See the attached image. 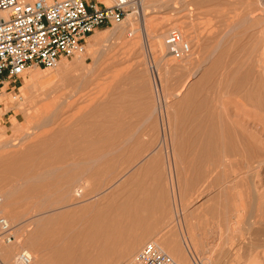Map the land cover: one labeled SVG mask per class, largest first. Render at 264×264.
<instances>
[{"label":"rangeland","instance_id":"1","mask_svg":"<svg viewBox=\"0 0 264 264\" xmlns=\"http://www.w3.org/2000/svg\"><path fill=\"white\" fill-rule=\"evenodd\" d=\"M263 3L144 0L154 52L133 17V36L101 27L83 55L0 87V192L17 237L0 239V264H20L22 248L34 264H57L76 226L88 232L108 215L109 257L90 248L95 262L74 264H134L150 241L168 253L172 243L188 264H264V143L258 158L249 142L264 138L251 130L264 127ZM173 28L189 57L167 54ZM71 103L78 113L64 128Z\"/></svg>","mask_w":264,"mask_h":264},{"label":"built area","instance_id":"2","mask_svg":"<svg viewBox=\"0 0 264 264\" xmlns=\"http://www.w3.org/2000/svg\"><path fill=\"white\" fill-rule=\"evenodd\" d=\"M61 8L65 10L66 15L68 13L74 15L62 22L52 21L50 16ZM9 11H11V19L0 18V28L9 25L19 26L23 20H28L32 23L33 30L25 33L23 37L13 34L10 41H0L1 89L6 85L15 84L29 68L53 69L65 58L83 55L87 49L88 37L101 27L126 25L130 27L128 35L133 36L132 18L137 20L141 17L143 0H71V2L50 0L49 6L46 7H39L37 0H0V15L7 18ZM36 17L39 18L35 21ZM39 34H46V40L42 42L44 46L35 55L28 50L26 56L15 58L5 50L8 44L13 47L19 45L21 39L32 43L30 37ZM165 44L167 54L176 59L187 58L192 53L191 42L179 28H173L168 32ZM155 67L153 63L150 64L153 73ZM3 203L4 197L0 192V239L6 244H14L17 237L13 224L4 214ZM17 260L20 264H34L32 253L26 248L19 251ZM196 263L198 264V261ZM134 264L180 263L157 242L150 241L137 252Z\"/></svg>","mask_w":264,"mask_h":264},{"label":"bare ground","instance_id":"3","mask_svg":"<svg viewBox=\"0 0 264 264\" xmlns=\"http://www.w3.org/2000/svg\"><path fill=\"white\" fill-rule=\"evenodd\" d=\"M261 1H263V0H261ZM143 3H144V0H143ZM264 4V3H263ZM141 18H143V27H144V39L146 40L145 42L147 43V46L149 47V49H150V51H152V52H154L155 51V49H154V46H153V43L151 42V40H150V38L152 39V38H154L153 36H152V34H151V32H153L152 30H151V27L149 26V22H150V20H148L147 18H146V11H145V7H144V5H143V12H141ZM142 20V19H141ZM154 23V22H153ZM155 25V24H154ZM142 27V26H141ZM154 34V33H153ZM98 38V39H97ZM96 38V40H95V42L93 41V43H95V45L96 44H98L99 43V41H100V38H99V36ZM139 38V37H138ZM136 41V40H135ZM156 44H158V46L159 47H161V45H163V37L161 36V35H158V36H156ZM81 60H84V59H81ZM81 60L79 61V60H76V64L78 65V66H82V67H85V61H82L81 62ZM260 61V60H259ZM257 62V61H256ZM59 64V63H58ZM262 64V63H261ZM264 64V63H263ZM260 65V64H259ZM58 66V65H57ZM56 66V67H57ZM68 67V66H67ZM260 69H262V65H261V68ZM66 70V69H65ZM258 71V70H257ZM261 71V70H260ZM154 77H155V80L157 79V81H158V85H159V77L157 76V74H156V68H155V71H154ZM259 78V77H258ZM38 78L36 77L35 79H34V84L32 85L33 87H36L37 85H39L38 83V80H37ZM261 80V79H260ZM259 83H261V82H259ZM264 84V83H263ZM31 87V86H30ZM70 96V95H69ZM71 97V96H70ZM73 98V97H72ZM67 99V98H66ZM68 100H69V98H68ZM64 103H66V100L64 99ZM73 102V101H72ZM76 102V101H75ZM62 103V102H61ZM67 103H68V101H67ZM74 103V102H73ZM63 104V103H62ZM66 105V104H65ZM60 106H61V104H60ZM64 106V105H63ZM74 106H75V104H74ZM66 107H67V109H66ZM72 107V103L71 104H69L68 106H65V109L66 110H61V112L63 111L64 113H69V112H72V113H70L71 115H69V117L68 116H66L67 118H65L63 121H61V122H63V125H64V128H65V126L66 125H68V123H69V121H73V119L74 118H76L75 116H76V114L78 113L77 111H75V112H73L74 111V108H71ZM71 108V109H70ZM261 108L262 109H264V106L262 105L261 106ZM56 110H58V108L56 109ZM76 110V109H75ZM52 112V111H51ZM54 113V112H53ZM52 113V114H53ZM27 114H29V112L27 113ZM51 114V115H52ZM57 114V113H56ZM30 115H31V113H30ZM32 118V117H31ZM82 119V118H81ZM60 123V122H59ZM45 124V123H44ZM264 124V123H263ZM263 124L261 125V126H263ZM61 125H62V123H61ZM61 125H60V128H61ZM62 125V126H63ZM70 125V124H69ZM259 125V124H258ZM59 127V126H58ZM248 128V127H247ZM262 128L264 129V127H261V129H260V127L258 128V127H252L251 128V130H252V134L253 135H256V138L257 137H261L263 134V130H262ZM57 129V128H56ZM243 129V128H242ZM248 130V129H247ZM250 130V129H249ZM60 131V130H59ZM243 132V131H242ZM53 133V132H52ZM244 133V132H243ZM260 134H262V135H260ZM250 135V134H249ZM244 137H246V135L244 136ZM39 138V137H38ZM254 139V138H253ZM260 140L262 139V138H259ZM259 139H254V142H252V141H249L250 142V147H251V151H253V154H252V157H258V155H261V153H260V150H261V147L259 146V143H264L263 141H264V138H263V141H259ZM56 143V142H55ZM248 144V143H247ZM249 146V145H248ZM261 146H263V145H261ZM263 148V147H262ZM82 149V148H81ZM85 150V149H84ZM83 151V150H82ZM85 152H87V151H85ZM74 153V152H73ZM76 153V152H75ZM92 153V152H91ZM264 153V152H263ZM253 155H255V156H253ZM259 158V157H258ZM262 158V157H261ZM85 160V159H84ZM261 160V159H260ZM81 162V163H80ZM262 162H264V158H263V160L262 161H260V162H258V163H260V164H263ZM78 163H80V164H83L82 163V161H79ZM78 166H79V164H78ZM252 167V166H251ZM90 171V170H89ZM52 174V173H51ZM69 174V173H68ZM74 176V175H73ZM76 177V176H75ZM85 188V187H84ZM82 191H84V190H82ZM9 192V191H8ZM8 192H5V195L7 196L8 195ZM90 197V196H89ZM79 213V212H78ZM80 213H81V211H80ZM86 214V213H85ZM93 215V214H92ZM77 216V215H76ZM83 215L81 214V216H79V220H81ZM87 216V215H86ZM109 216V215H108ZM108 216H107V218H106V216H105V218L103 219V220H97V218L98 217H94V218H92V220L90 221L91 223V225L89 224V226H91L90 227V229H88V232H86L85 230H87V229H81V227L79 228L78 226H76V231H74V233L73 234H70V237L68 236V242L66 241H64L63 242V244L61 243L60 244V246L59 247H57L56 246V248L57 249H55V254H54V257L56 258V261H57V264H74V262H76L77 260H78V262H79V260H81V259H83V260H85V258H88L89 260L90 259H92V255L90 254V252H89V249L91 248V250L92 249H94V248H97V247H101L102 249H103V251H104V257L106 258V256L107 257H109L108 256V252H107V249H108V245L109 244H107L106 245V242H107V240L105 239V238H110L109 236H110V234L112 235V233H113V231H112V228L110 227V225L108 224ZM111 216V215H110ZM92 217V216H91ZM102 217H104V216H101V218ZM115 217V216H114ZM78 218V217H77ZM86 218V217H85ZM100 218V217H99ZM98 218V219H99ZM100 218V219H101ZM8 219H9V217H8ZM113 219V218H112ZM10 220V219H9ZM11 222V221H10ZM88 223H89V221H88ZM64 225V224H63ZM83 225V224H82ZM85 226V225H84ZM88 226V225H87ZM78 227V228H77ZM116 230V229H115ZM84 232H86V233H84ZM114 235H115V233H114ZM86 237L85 238V240H82L81 238H83V237ZM116 236V235H115ZM65 237V236H64ZM112 237V236H111ZM66 238V237H65ZM116 238V237H115ZM113 240H115V239H113ZM192 238H190V237H188V242H189V245H190V247H191V250L193 251V253H195V250L193 249V247H192ZM85 242H88V245H85L84 243ZM156 242V241H155ZM186 242L187 241H185V244H186ZM170 243V242H169ZM168 242H165V245L168 247V249H169V251L170 252H172L175 256H177V258H178V261L180 260L182 263H184V264H188V259L187 258H185V257H183V255H182V252H181V250L180 249H178L177 247L175 248V246L174 245H172V243H170L169 244ZM188 244V243H187ZM192 244V245H191ZM160 245V244H159ZM161 246V245H160ZM162 247V246H161ZM163 248V247H162ZM187 248H188V246H187ZM164 249V248H163ZM167 249V250H168ZM190 249V248H189ZM29 250V249H28ZM132 250L133 249H130L129 251H127L126 253L128 254V255H130L131 254V252H132ZM165 250V249H164ZM30 251V250H29ZM31 252V251H30ZM106 252L108 253V254H106ZM169 252V253H170ZM94 253V252H93ZM33 255V254H32ZM196 255V254H195ZM33 258H34V256H33ZM123 258V257H122ZM88 259H87V262H89L88 261ZM94 259V258H93ZM97 259V258H96ZM128 259V258H127ZM45 260H46V258H45ZM90 261H92V260H90ZM85 262V261H84ZM93 263L95 262V259L92 261ZM193 262H194V264H197L196 263V261H195V258L193 257ZM200 262V261H199ZM198 262V263H199ZM90 263V262H89ZM130 263V262H129ZM127 261H122L121 262V264H129ZM81 264V263H80ZM85 264V263H84ZM92 264V263H91ZM97 264V263H96ZM133 264V263H132ZM199 264H201V263H199Z\"/></svg>","mask_w":264,"mask_h":264},{"label":"clouds","instance_id":"4","mask_svg":"<svg viewBox=\"0 0 264 264\" xmlns=\"http://www.w3.org/2000/svg\"><path fill=\"white\" fill-rule=\"evenodd\" d=\"M71 2V0H69ZM50 0H37V5L40 7H46L49 6ZM3 11V10H2ZM71 15H74L73 13L65 14V10L61 8L58 11H54L53 14L50 16V19L52 21L62 22L67 19ZM57 17L59 18L57 20ZM0 18H3L5 20L11 19V11H9V16L5 18L3 15H0ZM39 17L35 18V21L38 20ZM32 23H30L28 20H23L19 26L15 25H9L7 27L0 28V41L8 40L10 41L13 38V34H18L20 36H24L25 33L32 32ZM39 27V25H37ZM30 40L32 43H27L25 39H21L19 45L13 47L11 44H8L5 46V50L12 54L15 58H18L20 56H26L28 50L31 51V54L35 55L39 52L42 46V42H45L46 40V34H39L35 35L33 37H30ZM2 55V53H0Z\"/></svg>","mask_w":264,"mask_h":264},{"label":"crops","instance_id":"5","mask_svg":"<svg viewBox=\"0 0 264 264\" xmlns=\"http://www.w3.org/2000/svg\"><path fill=\"white\" fill-rule=\"evenodd\" d=\"M1 115H2V111H0V117H1Z\"/></svg>","mask_w":264,"mask_h":264}]
</instances>
